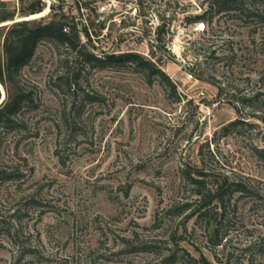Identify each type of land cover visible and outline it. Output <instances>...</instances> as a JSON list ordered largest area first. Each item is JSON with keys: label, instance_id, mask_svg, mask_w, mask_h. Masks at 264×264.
<instances>
[{"label": "rangeland", "instance_id": "rangeland-1", "mask_svg": "<svg viewBox=\"0 0 264 264\" xmlns=\"http://www.w3.org/2000/svg\"><path fill=\"white\" fill-rule=\"evenodd\" d=\"M43 1L14 19L64 12L89 53H137L174 89L36 43L17 76L31 98L1 133L0 264H264V0Z\"/></svg>", "mask_w": 264, "mask_h": 264}, {"label": "trees", "instance_id": "trees-1", "mask_svg": "<svg viewBox=\"0 0 264 264\" xmlns=\"http://www.w3.org/2000/svg\"><path fill=\"white\" fill-rule=\"evenodd\" d=\"M236 0H215L211 2V6L218 5L217 11L223 10V4L233 3ZM19 6H11L9 2L0 0V24L6 21H13L16 14L22 16H29L31 14L39 13L45 8V2L43 0H18ZM222 5V6H221ZM193 20H202L208 23L204 19L203 15H197ZM163 23L158 25L155 33L157 39L160 40L159 32H163ZM85 35H88L87 29L83 30ZM0 35L2 36V45L0 52V84L4 87L6 97L0 104V146H1V133L8 131L17 124L16 116L21 111L23 102L30 100V92H25L19 87V81L17 79L18 71L28 64L30 61L34 47L39 40H46L62 46L66 51H74L79 53L80 56H84L87 63L93 62L108 63L111 60L119 61L122 63L135 64L139 68L148 71L151 75H155L167 81L170 88L174 89L173 84L167 77V75L161 71L154 63L148 60L142 59L137 53L127 52L119 56L106 55L102 57H96L94 54L89 53L86 50L85 44L81 43L78 36L77 24L73 20H68V16L64 12H60L58 18L44 20L43 17L39 21L32 20H20L14 21L11 24L0 26ZM68 58L63 57L61 59L62 75L56 78L62 79L67 77L68 74ZM65 84L68 88L74 86V82H71L67 78ZM14 91H11L12 88ZM1 96V95H0ZM225 130V129H224ZM197 176H204L202 171H194ZM2 171H0L1 179ZM185 179L194 188V194L201 196L200 200L211 198L210 192H205V181L201 178H194L190 171L184 173ZM233 184H239L233 182ZM230 186L226 180L218 186L217 192L219 194L212 195V198L222 199V196L226 192L227 186ZM236 190L242 191L243 187H236ZM202 198V199H201ZM207 201V200H206ZM210 201V200H209ZM208 202V201H207ZM190 207L188 203L181 205L178 208L177 213L183 214L185 210ZM206 264L205 259H202Z\"/></svg>", "mask_w": 264, "mask_h": 264}, {"label": "water", "instance_id": "water-1", "mask_svg": "<svg viewBox=\"0 0 264 264\" xmlns=\"http://www.w3.org/2000/svg\"><path fill=\"white\" fill-rule=\"evenodd\" d=\"M41 17H43V16H41ZM20 20H30V19H14L13 21H10V22H8V23L0 24V26H5V25H8V24L13 23L14 21H20ZM172 59L175 60V61H179V60H178L177 58H175V57H172ZM182 68H183L186 72L191 73L190 69H188L187 66L182 65ZM0 85H1V84H0ZM0 90H1V88H0ZM3 91H4V90L1 91V92H2V95L0 96V104H1L2 101H3V93L5 94V92H3ZM4 96H5V95H4ZM207 118H208V117H207Z\"/></svg>", "mask_w": 264, "mask_h": 264}, {"label": "bare ground", "instance_id": "bare-ground-1", "mask_svg": "<svg viewBox=\"0 0 264 264\" xmlns=\"http://www.w3.org/2000/svg\"><path fill=\"white\" fill-rule=\"evenodd\" d=\"M40 17H41V16H40ZM28 19H31V18H28ZM33 19H35V18H33ZM0 86H1V88H2V90H3L2 85H0ZM2 90H1V91H2ZM3 92H4V91H3ZM4 95H5V94H3V99H4Z\"/></svg>", "mask_w": 264, "mask_h": 264}, {"label": "built area", "instance_id": "built-area-1", "mask_svg": "<svg viewBox=\"0 0 264 264\" xmlns=\"http://www.w3.org/2000/svg\"><path fill=\"white\" fill-rule=\"evenodd\" d=\"M188 73V72H187ZM189 74V76H193V73L191 72V73H188Z\"/></svg>", "mask_w": 264, "mask_h": 264}, {"label": "crops", "instance_id": "crops-1", "mask_svg": "<svg viewBox=\"0 0 264 264\" xmlns=\"http://www.w3.org/2000/svg\"><path fill=\"white\" fill-rule=\"evenodd\" d=\"M4 1H6V2H9V3H10V0H4Z\"/></svg>", "mask_w": 264, "mask_h": 264}]
</instances>
